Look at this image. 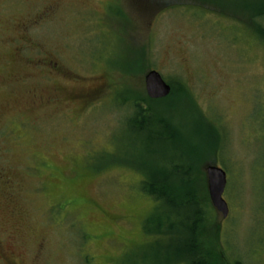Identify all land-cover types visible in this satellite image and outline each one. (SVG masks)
<instances>
[{"label":"rangeland","instance_id":"1","mask_svg":"<svg viewBox=\"0 0 264 264\" xmlns=\"http://www.w3.org/2000/svg\"><path fill=\"white\" fill-rule=\"evenodd\" d=\"M39 1L0 0V82L7 78V91L20 96L25 87L45 91L58 82L23 64L48 55L67 72L62 83L72 91L89 93L84 84L108 82L82 113L84 97L72 101L67 115L56 109L55 116L34 121L22 109L21 125L0 127L3 247L11 233L22 252L26 236L9 215L6 204L13 201L26 209L35 235L47 237L40 264H152V256L162 257L154 245L167 238L145 231L153 228L147 222L157 204L142 192L138 169L172 174L177 165L187 172L186 192L203 198L200 168L207 187L202 165L211 156L225 172L228 206L226 217L211 202L207 207L217 226L215 248L224 264H264V43L248 18L258 0H209L223 10L200 0H152L151 10L143 0H121V16L87 10L103 0H55L65 6L29 30L45 50L32 51L22 36V60L6 73L16 42L9 39L19 36L15 25L33 16ZM258 22L264 26V19ZM150 69L177 93L147 103L133 123L132 103L145 92ZM18 75L27 79L10 83ZM179 83L185 90L178 93ZM26 263L34 264L32 256Z\"/></svg>","mask_w":264,"mask_h":264},{"label":"flooded vegetation","instance_id":"2","mask_svg":"<svg viewBox=\"0 0 264 264\" xmlns=\"http://www.w3.org/2000/svg\"><path fill=\"white\" fill-rule=\"evenodd\" d=\"M36 1V0H32ZM128 1V0H124ZM130 1V0H129ZM140 1V0H136ZM41 5L39 6V9L32 13L33 16L26 17L22 21H17V24L15 26V30L18 31L19 36H11L9 41H16L15 44L10 45L9 50H12L13 53V60L5 61L9 65H5L6 73H8L9 66L17 65L19 62H21V52L24 49L23 40L24 41H32L31 44H29V49H32V51H44L45 48L43 45L38 41L34 42L33 39L30 36V27H34L35 23L38 21V19H41L44 15H50L52 12H56L59 7H64L62 5H59L55 0H50L47 2V0H44L43 4L42 1H39ZM121 0H103L100 4V8L97 9L91 5L87 7V10H90L92 14L96 16H120V6L119 3ZM144 5L147 8H151L152 0H143ZM88 4V3H87ZM84 4V5H87ZM151 10V9H150ZM126 13L122 11V15ZM35 22V23H34ZM34 23V24H32ZM25 26V27H24ZM19 43V44H17ZM8 50H5V52ZM23 64L25 67L32 66L34 69L38 68L41 74L39 76L46 78L47 80H59L51 81L49 83L50 87H47L45 91H36L33 89H29L27 87L24 88L26 90L25 92L19 93L20 96H14L13 91L8 92L6 85L9 84L7 81V78L2 80L0 82V95L2 97L0 98V127H5L7 123H12L13 125H21L19 123L20 121H23V111H26V115L29 114L30 117H33L34 121L37 118L42 117H49L50 115L53 117L56 115L55 111L56 109H60L58 113L66 114V111L69 109H72V101H75L77 103H80L82 97H84L85 105L80 110L83 111L87 103L93 99L98 97V95L101 93V89L103 85H106L108 82V79L106 78V81H94L89 84H84L87 87H89L90 92L86 93L83 91V89H79L77 91H72L71 87L72 84H66L62 83V80L67 79V72L61 68L55 60L49 59V55L47 57H40L39 59H36L33 61L30 59V57H27V60L23 61ZM20 74V73H18ZM11 75V74H9ZM8 75V77H9ZM12 81L10 83H23L27 77L24 75H18V76H12ZM24 77V78H23ZM12 95V96H10ZM22 109H24L22 111ZM15 121V122H13ZM25 122V121H24ZM1 176V175H0ZM6 178H3L2 180L5 181ZM8 180V179H6ZM9 181V180H8ZM14 185V184H13ZM7 192H10L13 196L14 188L10 183L8 185H5ZM3 194H1L2 196ZM6 206L9 207V215L11 218L15 219L17 222L16 226L23 227L26 232V236L24 238L22 234V239L19 241V243L22 244V249L18 251V248L15 243H17V238L11 237L13 234H8V238L12 239L9 243L8 248L6 249L3 247V244L0 242V264H27V255L32 256V260L34 264H40V262L46 260V250L48 246L47 237H38L35 235V228L34 225H29L26 223V220L29 218L27 213L25 212V208L22 206L20 208L19 204H16L13 201H9V203L6 204ZM2 232L4 234V226L2 223ZM6 225V224H5ZM28 232L30 233L28 235ZM28 235V236H27ZM1 238V236H0ZM9 240V239H8ZM27 240V241H25ZM12 245V247H11ZM27 245V246H26ZM31 251V252H29Z\"/></svg>","mask_w":264,"mask_h":264},{"label":"trees","instance_id":"3","mask_svg":"<svg viewBox=\"0 0 264 264\" xmlns=\"http://www.w3.org/2000/svg\"><path fill=\"white\" fill-rule=\"evenodd\" d=\"M200 2L202 5L213 4L215 6L213 8H217L215 10L221 9L220 5L209 0H200ZM248 18L251 28L264 43V26L258 22V20L264 19V0H258ZM178 85V93L185 90L183 83ZM175 89L176 86L171 85L169 95L160 99H150L146 92L137 96L132 103L135 113L130 117L131 119L134 116L132 122L136 121L140 112L149 109L147 103L167 101L177 93ZM137 129L139 131L143 127ZM214 162L215 158L210 156L207 161L203 162L202 168L205 164ZM178 169L179 166L173 165L172 174H165L163 171L154 168L149 169V167L138 169L143 176L140 182L142 192L150 196L157 204L147 222L149 225H153V228L151 226L148 229L146 225L145 231L154 233L155 236L165 235L167 238L165 245L160 246L158 242L154 245L153 249L158 251L157 254H161L162 257L152 256L151 259L155 261L152 264H224L222 262L224 261L223 257L227 258L224 254L220 255L221 253L215 248V242L212 239L217 226H214L213 224L216 225V223L208 218V216L211 218V214L207 211V207H210V199L202 169L200 168V173L204 179L203 198L201 196L198 198L197 194L190 195L186 192L189 185L185 181L188 179L187 172L181 173ZM179 174L185 175L183 177L185 183L182 178L177 181L176 177ZM228 262L230 264H242L240 261Z\"/></svg>","mask_w":264,"mask_h":264},{"label":"water","instance_id":"4","mask_svg":"<svg viewBox=\"0 0 264 264\" xmlns=\"http://www.w3.org/2000/svg\"><path fill=\"white\" fill-rule=\"evenodd\" d=\"M144 87L146 95L150 99L164 98L171 91V86L154 69L148 70L144 75ZM204 170L211 205L214 209L221 212L223 217H226L228 214V206L222 196L226 184L225 172L215 163L206 164Z\"/></svg>","mask_w":264,"mask_h":264}]
</instances>
